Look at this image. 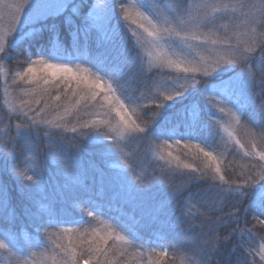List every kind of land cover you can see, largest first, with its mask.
<instances>
[{
    "label": "trees",
    "instance_id": "obj_1",
    "mask_svg": "<svg viewBox=\"0 0 264 264\" xmlns=\"http://www.w3.org/2000/svg\"><path fill=\"white\" fill-rule=\"evenodd\" d=\"M103 2L75 0L81 6L82 14L85 9L91 11L90 4ZM148 2L154 9L171 11L178 8L185 19H188L189 12L201 16L206 14L208 26L202 31L210 30L227 43L204 46L201 51L205 57L243 53L244 59L236 66L237 70L233 68L210 78L216 81L221 78L240 80L233 102L246 103L241 111V123L236 124L231 116L218 109H214L215 118H210L205 110L200 114L202 130L198 131L193 143H200L201 147L220 158V174L225 179L239 183L242 173L245 176L264 174V161L255 155L256 152H264V135H261L264 127V90L261 86L264 80V36L261 33H264V27L259 23H248L251 16L260 17L264 0ZM136 3L137 0H123V7L134 16L132 5ZM0 5L12 6L0 7V15L5 21L12 20L15 6L29 11L48 9L43 0H0ZM213 5L220 7L221 11H214L210 7ZM146 7L150 6L146 4ZM120 10L118 3L117 11ZM68 14L65 12L57 17L58 13L46 16L40 13L33 25L23 28L22 34L29 28L32 31L22 35L10 47L6 58H0V95L2 93L10 107L1 105L4 100L1 97L0 189L7 191L10 208L0 207V239H4L12 250L11 253L0 250V264H58L63 259V251L57 247L58 244L67 246L71 243L79 253L93 239V230L105 234L107 229L104 225L113 223L111 217L118 214L114 210L116 208L122 209L125 216L143 218L148 226L140 230L134 246L109 240L107 258L101 257L105 264H264L261 258L264 256V224L260 223L264 221L261 203L264 201V183L257 185L253 182L248 188V197L242 198L245 202L238 203L234 198L238 193L227 191L228 185L219 180V174H215L214 180L192 179L199 173H192L184 165L203 169L205 160L202 154L194 159L195 149L189 151L184 141L180 145L172 142L171 147L164 145L157 150L154 146L147 150L142 142L129 134L105 139V135L110 138L116 136L113 127L120 122V117L116 114L118 109L102 99L103 92L96 101L82 100L77 106L75 101L83 93L82 89L76 88L75 82L68 87L58 80L45 84L42 80L29 82V78H22L20 74L39 55L67 63L87 60L85 53L73 47L71 41L75 38L68 36L64 25V16ZM112 16L113 23L119 24L121 39L128 41L127 48H135L144 55V49L136 45L135 38L131 36V31L137 30L136 25L124 21L122 15L118 18L112 13ZM74 19L79 23L78 18ZM45 24L59 27L61 46L52 43L47 29L42 31ZM12 28L16 29L17 25ZM102 39H110V35L92 31L86 37H79L82 49L93 53L98 50V42ZM247 48L251 51L245 52ZM94 70L101 71L97 67ZM101 74L108 73L101 71ZM149 75L151 79L147 84H137L134 79H128L126 87L129 90L136 96L143 93L133 119L141 124L150 119L168 120L177 126V137L189 135L190 130L185 125L191 120V109L186 106L205 99L200 86L190 89L177 100L164 101L166 91L172 86L179 87L176 77L180 74L153 66ZM36 76L39 77L40 73L37 72ZM243 78L249 88L250 99L247 101L243 94L246 87ZM73 89H76V95H73ZM56 96L60 99L56 100ZM160 102L167 105L165 109L156 107ZM29 105L32 109L29 116H34L36 123L14 111L22 106L28 111ZM66 110L68 114H65ZM61 116L63 119L59 118ZM85 124L89 127H81ZM73 128L77 130L73 132ZM225 128L232 133L231 139ZM236 140L244 147L236 144ZM253 145H256L255 150ZM168 152L172 153L171 157H168ZM246 152H253V155H245ZM159 155L171 159L172 165L162 170L160 166L164 161L159 159ZM175 157L178 160L173 159ZM205 171L207 176L214 175ZM117 173L125 183L143 186L151 182L141 206L133 208L113 198L119 184L114 179ZM23 174L32 175L33 180L28 181ZM152 176L158 179L150 181ZM77 180L87 187V193L79 187ZM89 196L92 204L88 203ZM161 202L166 203L161 219L167 224H149L151 215L156 213ZM97 204L103 206L102 211L98 219H93L87 211ZM40 223L44 226L37 230L36 225ZM65 228L73 231L66 233ZM5 230L15 233L16 239H9L3 232ZM159 244L168 253L167 257L158 255L161 250ZM154 246L155 253L152 252ZM119 248L126 249L124 255L120 254Z\"/></svg>",
    "mask_w": 264,
    "mask_h": 264
},
{
    "label": "snow or ice",
    "instance_id": "obj_2",
    "mask_svg": "<svg viewBox=\"0 0 264 264\" xmlns=\"http://www.w3.org/2000/svg\"><path fill=\"white\" fill-rule=\"evenodd\" d=\"M120 5L121 10L117 11V5ZM146 4L150 7H146ZM137 0V3L132 5L135 9V15L129 12L128 8L123 7V0H104L101 3H92L89 5L91 11L87 9L81 13V6L75 3V0H60L56 7L58 13L57 17H60L65 12L69 14L64 16V25L67 29L68 36L74 37L72 39V45L75 49L82 51L86 54L87 60L84 62L67 63L61 61H54L46 58L43 55H39L36 59L31 60L26 70L20 74L22 78H29V82H38L42 80L45 84L52 83L53 81H60V83L71 87L72 82H75L77 89H82L80 98L75 101L78 106L83 101H96L97 97L101 96L102 99L108 102L111 106L118 109L117 116L120 117V122L113 127V132L116 133L115 137L104 136L105 139H116L124 134L131 135L134 139L142 142L143 146L147 150H151L154 146L157 150L168 145L171 147L172 142L176 145H180L184 141V146L192 151L195 149L194 159L199 158L200 154L203 155L205 163L203 169L198 166L185 164V169H190L192 173H199L198 176L194 175L192 179H215L219 174V180L228 185L226 189L229 192L238 193L234 198L238 203H244L242 198H246L249 195L248 188L252 186V183L262 184L264 183V174L259 176L243 175L242 181L237 183L228 179L220 174L219 157L214 156L210 150L200 146V143H193L196 141V134L201 131V119L200 114L203 111H207L210 118H215L216 113L214 109H218L221 113L231 116L236 124H240L242 121L241 111L244 109L246 103L240 101H234V97L237 92V86L240 83L239 79H223L219 81L210 79L216 74L226 71H231L241 64L244 59L243 53L225 54L205 57L202 54L201 49L208 44L217 45L220 43H227L221 41L210 30L208 32L202 31V29L208 26L207 15L201 16L200 14L188 13V19L184 18L183 13L178 8L171 11H165L163 9H154V6L148 2V0ZM0 7H12L10 5H0ZM208 7V6H206ZM214 11H221L218 6H210ZM22 11L21 6H15V13H12L13 24L20 25L21 19L19 13ZM112 13L116 17L122 18L124 21H130L136 25L137 30L131 31V36L135 38V44L144 49V55L135 48L129 50L127 48L128 41L122 40L119 32V24L113 23ZM165 17L161 19V17ZM78 18L79 23H77ZM248 23H259L264 27V5L261 6L260 17L257 18L254 15L248 18ZM47 29L51 33L52 43L57 46H61L59 42V27L56 24H45L42 26V31ZM14 28H9L8 32L14 31ZM92 31L98 34L110 35V39L100 40L98 42V50L96 52L85 51L82 49L79 37L84 35L85 37ZM255 32V29H252ZM264 36V33H261ZM10 47L9 42L3 34H0V58H6L8 55L7 47ZM231 47V45H229ZM251 48L245 49V52H250ZM145 58L147 68H145ZM153 66L163 70L175 72L177 74L176 83L179 87L172 86L169 91L163 94L164 101H174L178 98L184 97L190 92V89H195L200 86V93L205 99L199 103H193L190 106L191 120L185 127L190 130L189 135L177 137L175 135L176 127L171 125L168 120H156L150 119L144 123H137L136 108L143 98V93L140 96H136L133 91L129 90L126 85L128 79H134L137 84H147L151 79L149 75ZM94 67L99 68L101 71L108 73L107 75L101 74V71L94 70ZM39 72L40 76L37 77L36 73ZM156 75V73H152ZM238 77L242 78L238 73ZM243 84L246 87L243 89V94L246 97V101L250 99L249 88L247 82L243 78ZM262 90H264V80L261 81ZM47 92V89H44ZM121 93L118 95L117 93ZM76 89H73V95H76ZM56 100L60 97L56 96ZM155 100V97L153 98ZM114 102V103H113ZM229 105L231 107H229ZM87 106V105H86ZM167 105L160 102L156 104L159 109H165ZM47 107V104H45ZM29 110L26 111L23 106L20 109H14L18 111L20 116L26 117L36 123L34 116H29ZM111 110V108H110ZM43 111V109L41 110ZM65 114H68L67 110ZM63 119V116L59 117ZM27 121H25L26 123ZM219 122V121H217ZM96 122H93L95 125ZM59 127V125H55ZM83 128H88L89 125H82ZM31 131V128L29 129ZM77 129L73 128L75 132ZM228 132L229 139L232 138V133L225 128ZM261 135H264V127H262ZM241 148L244 147L239 140H236ZM255 150L256 145H253ZM245 155L251 156L253 152H246ZM255 155L259 156L261 161H264V152H256ZM172 153L168 152V157H171ZM159 159L164 161L161 165V169L164 170L165 166H171L172 160L168 159L164 155H159ZM173 159H177L175 157ZM79 168V164L76 165ZM253 168L256 165L252 166ZM214 173L213 176H207L206 171ZM28 181L33 180L32 175L23 174ZM82 175V173H77ZM114 179L119 181L118 190L113 197L119 199L122 204L129 205L133 208L139 207L143 204L144 195L151 188V182L144 184L125 183L121 179V174L117 173ZM158 177H150V181L156 180ZM77 184L81 187L85 193L89 190L83 183L77 180ZM39 187V185H36ZM89 204L93 201L89 196ZM264 206V201L261 202ZM0 207L10 208V201L5 189H0ZM102 205H95L87 211V215L93 219H98L100 211H102ZM166 207L165 202H161L159 208L155 214H152L149 220L150 223H160L161 225L167 224L166 220L161 219V213H163ZM118 214L111 217L113 223L106 224L104 227L107 229L105 234L101 235L99 231L93 230L91 233L93 239L88 241V246L82 248L77 253L71 243L67 246L58 244L57 247H61L63 251V259L58 264H105V260L101 257L107 258L108 241H119L125 246H134L135 241L139 239V232L143 227L148 226L143 218L136 219L135 217L125 216L122 209H114ZM31 214V213H29ZM14 218V211L12 212ZM104 224L103 221H100ZM264 224V221H260ZM43 223L37 224V230L43 227ZM66 233L73 231L72 228H65ZM87 232V230H85ZM9 239L15 240L16 235L10 230L3 231ZM161 249L158 255L167 257L168 253L163 250V245L159 244ZM0 250H6L12 252L8 243L4 239H0ZM121 255L125 254V248L118 249ZM152 252H156V246L152 248ZM264 259V256L261 257Z\"/></svg>",
    "mask_w": 264,
    "mask_h": 264
},
{
    "label": "rangeland",
    "instance_id": "obj_3",
    "mask_svg": "<svg viewBox=\"0 0 264 264\" xmlns=\"http://www.w3.org/2000/svg\"><path fill=\"white\" fill-rule=\"evenodd\" d=\"M59 2L60 0H43L44 6H46L48 9L42 10V11L41 9L40 10L34 9L32 11L22 9V11L19 13V17L21 19L20 25L13 24L12 20L5 21L0 15V34H3L5 36V38L10 44V47H12L13 45L17 43V41L22 37V35L24 36L25 34H29L32 31V29L29 28V30L27 29L28 31L25 30L24 32L25 34H22L23 28L25 29L27 26H31V24L32 25L34 24V22L37 20V15H40V13L44 16L48 14L56 15L57 13L56 7ZM32 14H35V15L31 16ZM15 25H17V28L14 30V32L12 31L11 33H9L8 29L10 27L11 28L14 27ZM10 47H7V52L9 51V49H11ZM1 97H2V93L0 95V100H1ZM7 102L8 101L4 99L1 105L5 108H10Z\"/></svg>",
    "mask_w": 264,
    "mask_h": 264
}]
</instances>
